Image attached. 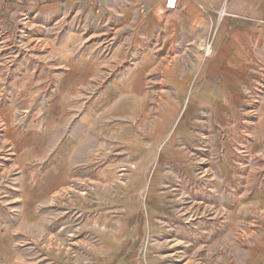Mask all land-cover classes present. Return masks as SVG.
<instances>
[{
  "label": "rangeland",
  "instance_id": "1",
  "mask_svg": "<svg viewBox=\"0 0 264 264\" xmlns=\"http://www.w3.org/2000/svg\"><path fill=\"white\" fill-rule=\"evenodd\" d=\"M135 2L67 0L62 5L56 0H0V235L12 229L20 264H264V148L253 149L259 142L264 145V117L259 116L264 100L261 58L255 62L258 74L244 86L241 118L232 119L229 131L220 120L208 124L202 119L204 128L188 149L192 169L183 166L171 174L163 210L147 205L145 193L138 204L117 200L126 195L117 187L128 184L135 168L120 159L115 160L119 167L111 190L96 188L85 166L74 169L73 178L58 182L50 205L45 191L34 186V180L43 183L48 176L50 159L29 162L23 156L19 163L18 152L8 141L11 132L3 118L7 109L25 131L44 122L48 109L61 97L69 95L78 116L81 98L92 102L97 95L60 93L66 69L56 53L65 44L72 53L94 49L102 58L147 50L156 31L149 34L146 12L135 11ZM9 5L14 8L6 13ZM209 44L200 46L204 58L214 55V51L206 55ZM119 63L123 69L132 62H106ZM166 92H150L154 112L162 106L160 94ZM61 144L59 140L49 153L52 158ZM229 160L231 175H222L221 165ZM163 215L166 219H161Z\"/></svg>",
  "mask_w": 264,
  "mask_h": 264
},
{
  "label": "crops",
  "instance_id": "2",
  "mask_svg": "<svg viewBox=\"0 0 264 264\" xmlns=\"http://www.w3.org/2000/svg\"><path fill=\"white\" fill-rule=\"evenodd\" d=\"M140 2L144 4L137 6ZM59 3L66 5L67 0H56ZM13 8L6 6L5 12ZM132 8L146 12L151 36L156 31L147 50L102 58L94 49L72 53L65 44L56 53L66 69L60 93H97L92 102L81 98L80 115H75L68 94L51 105L44 122L39 120L25 131L17 126L12 109L3 113L19 163L23 156L29 162L50 159L43 183L34 180L35 188L49 196L50 205L59 191L58 182L73 178L74 169L85 166L96 188L111 190L119 167L115 160L120 159L135 168L128 184L117 187L126 190L117 200L138 204L145 193L147 205L162 208L168 205L164 188L171 174L183 166L192 169L188 149L204 128L202 119L208 124L220 120L229 131L232 119L241 118L238 109L246 104L244 86L258 74L256 60L264 61V0H180L179 9L172 13L165 12L158 0H136ZM204 42H211L213 57L204 58L200 51ZM127 59L132 63L123 69L120 63L106 64ZM150 89L167 91L160 94L164 100L157 112L149 101ZM259 109L262 119L264 100ZM59 140L62 144L52 158L49 153ZM263 148L260 142L253 147ZM99 160L105 163L97 165ZM221 166L222 175H231L230 160ZM33 171L36 176L38 170ZM115 199L111 200L116 203ZM19 202L24 205L26 200ZM13 238L10 228L0 235V264H20Z\"/></svg>",
  "mask_w": 264,
  "mask_h": 264
},
{
  "label": "built area",
  "instance_id": "3",
  "mask_svg": "<svg viewBox=\"0 0 264 264\" xmlns=\"http://www.w3.org/2000/svg\"><path fill=\"white\" fill-rule=\"evenodd\" d=\"M158 1L162 4L164 11L167 13L175 12L180 7V0H158ZM212 53H213V47L211 44H209L206 47V55L211 56Z\"/></svg>",
  "mask_w": 264,
  "mask_h": 264
}]
</instances>
